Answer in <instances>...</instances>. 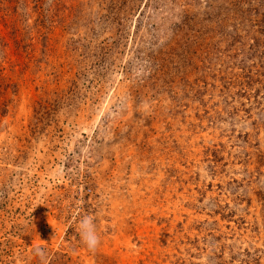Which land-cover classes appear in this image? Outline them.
<instances>
[{
  "label": "rangeland",
  "instance_id": "rangeland-1",
  "mask_svg": "<svg viewBox=\"0 0 264 264\" xmlns=\"http://www.w3.org/2000/svg\"><path fill=\"white\" fill-rule=\"evenodd\" d=\"M244 1L0 0V264H264Z\"/></svg>",
  "mask_w": 264,
  "mask_h": 264
},
{
  "label": "clouds",
  "instance_id": "clouds-1",
  "mask_svg": "<svg viewBox=\"0 0 264 264\" xmlns=\"http://www.w3.org/2000/svg\"><path fill=\"white\" fill-rule=\"evenodd\" d=\"M81 242L90 250L95 251L100 244V237L91 216L82 218L79 224ZM37 252H40L37 249Z\"/></svg>",
  "mask_w": 264,
  "mask_h": 264
},
{
  "label": "trees",
  "instance_id": "trees-1",
  "mask_svg": "<svg viewBox=\"0 0 264 264\" xmlns=\"http://www.w3.org/2000/svg\"><path fill=\"white\" fill-rule=\"evenodd\" d=\"M242 3H244L245 4V1L243 0V2ZM239 12H240V15H241V22L243 23V22H247V23H255V24H252L254 27L253 28H255V27H257V28H255V29H258V30H261V31H263L264 32V30L262 29L263 28V26H264V21H260V20H253L250 16H249V12H252V9H247V10H242V9H240V10H238ZM254 11H256L255 9H254ZM256 39V38H255ZM254 39V40H255Z\"/></svg>",
  "mask_w": 264,
  "mask_h": 264
}]
</instances>
